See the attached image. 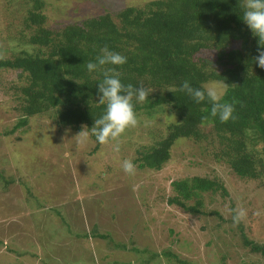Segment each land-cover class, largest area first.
Returning a JSON list of instances; mask_svg holds the SVG:
<instances>
[{
	"label": "rangeland",
	"instance_id": "obj_1",
	"mask_svg": "<svg viewBox=\"0 0 264 264\" xmlns=\"http://www.w3.org/2000/svg\"><path fill=\"white\" fill-rule=\"evenodd\" d=\"M150 1L43 0L42 13L46 26L58 29ZM32 6V0H0L2 59L19 51ZM18 73L0 69V264H264L240 234L264 245V181L236 176L217 144H208L212 139L177 140L169 161L150 170L138 168L136 151L164 137L173 121L167 109L137 111L140 126L121 137L118 152L112 145L94 149L90 138L78 147L81 131L60 128L46 112L12 131L23 117ZM208 87L223 93L217 82ZM263 147L256 146L258 154ZM125 159L136 165L135 176L124 172ZM195 176L218 181L228 196L204 194L199 214L169 205L171 183ZM238 206L247 217L237 225Z\"/></svg>",
	"mask_w": 264,
	"mask_h": 264
},
{
	"label": "trees",
	"instance_id": "obj_2",
	"mask_svg": "<svg viewBox=\"0 0 264 264\" xmlns=\"http://www.w3.org/2000/svg\"><path fill=\"white\" fill-rule=\"evenodd\" d=\"M242 2L152 0L143 8L128 7L49 29L43 0H32L19 51L0 59V69L18 71L23 82L16 85L23 117L12 131L26 126L28 117L46 112L60 128L82 131L86 126L98 149L101 145L90 130L105 112L97 87L103 75L90 73L86 65L96 62L107 47L125 56L127 63L105 67H115L125 85L151 90L143 103L134 98L135 111L160 108L173 116L164 137L136 151L138 168L160 170L177 140L212 139L208 144H217V152L236 176L264 181V147L260 154L255 149L264 144V69L254 60L259 38L242 19ZM209 52L213 57L201 56ZM184 81L194 88L221 84L222 102L233 104L235 119L222 123L212 117L207 99L196 103L181 91ZM171 188L174 195L167 203L190 214L201 213L206 193L228 196L218 181L197 176L173 181ZM240 234L250 252L264 257V245ZM97 236L111 241L106 235Z\"/></svg>",
	"mask_w": 264,
	"mask_h": 264
},
{
	"label": "clouds",
	"instance_id": "obj_3",
	"mask_svg": "<svg viewBox=\"0 0 264 264\" xmlns=\"http://www.w3.org/2000/svg\"><path fill=\"white\" fill-rule=\"evenodd\" d=\"M243 10L242 19L255 37H258V55L254 58L255 63L264 69V0H243L241 4ZM101 54L96 57V62H88L87 70L101 72L103 80L98 84V103L105 105V112L95 119L91 128V135L95 136L100 145H112L115 151H119L121 137L129 130L140 126L141 120L135 111L133 100L143 103L147 100L150 89L143 86L135 88L132 84L125 85L121 82L120 73L115 67H105L106 65L122 66L127 63V58L119 53L109 51L107 47L102 48ZM3 54H0V59ZM181 91L187 92L196 103L208 100L211 104V116L218 117L220 122L226 123L234 120L235 108L233 104L222 102L223 93L214 87L194 88L188 81L181 85ZM84 127L75 136L77 146L88 142L89 131ZM123 170L130 176H135L137 168L130 159L122 162ZM232 220L234 224H240L247 217V210L238 206L233 210Z\"/></svg>",
	"mask_w": 264,
	"mask_h": 264
}]
</instances>
